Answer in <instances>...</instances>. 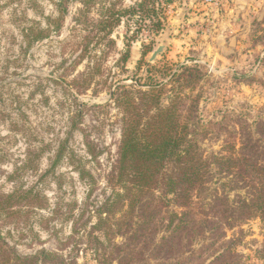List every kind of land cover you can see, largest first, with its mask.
Returning a JSON list of instances; mask_svg holds the SVG:
<instances>
[{"label": "rangeland", "instance_id": "374dc122", "mask_svg": "<svg viewBox=\"0 0 264 264\" xmlns=\"http://www.w3.org/2000/svg\"><path fill=\"white\" fill-rule=\"evenodd\" d=\"M57 1L0 0V193L23 181L50 201L48 209L28 220L20 216L17 224L2 214L0 233L23 254L46 248L64 255L69 264H97L86 235L80 230L72 237V230L89 227L95 207L110 193L106 179L117 158L121 117L109 103L105 82L140 79L148 61L153 75L165 77L170 88L179 65L197 67L194 93L202 120L229 125L212 126V136L205 140L208 151L219 150L226 133L232 135L231 126L264 118V0H158L157 7L163 4L160 27L137 13L113 27L114 43L95 27L90 34L83 30L89 44L83 57L78 56L82 48L72 51L70 44L76 0H70L62 25H47L46 16L59 15ZM137 1L121 0L119 6L129 8ZM29 28L44 35L33 40L26 36ZM159 45L163 52L150 61ZM43 145L49 147L40 171L27 169L12 181L9 175L25 160L28 148ZM61 146L68 156L46 173ZM80 169L88 172L85 179ZM57 204L60 214L52 217ZM241 228L228 229L227 238L240 236L237 249L244 264H264V223L251 219ZM198 263L209 261L185 264Z\"/></svg>", "mask_w": 264, "mask_h": 264}, {"label": "trees", "instance_id": "16d2710c", "mask_svg": "<svg viewBox=\"0 0 264 264\" xmlns=\"http://www.w3.org/2000/svg\"><path fill=\"white\" fill-rule=\"evenodd\" d=\"M76 1L79 7L72 17L74 40L70 44L72 51L82 48L79 57L89 50L88 35H82L83 30L90 34L95 27L114 43L113 27L125 15L140 13V18H150L153 26L162 25L163 4L157 7L158 0H138L129 8L120 7L121 0ZM69 2L57 1L59 15L46 16L47 25H62ZM28 31L26 36L33 40L44 35L33 28ZM128 55L129 50L122 59L125 61ZM179 66L171 74L170 88L165 77L153 75V65L148 61L142 78L103 84L109 89V103L121 117L117 158L106 179L110 193L95 207L91 215L95 221L89 227L74 226L72 230V237L80 230L86 235V247L95 254L97 264H185L201 260H208V264H244L245 258L237 249L241 238L228 239L227 230L240 227L242 231L251 219L264 223V118L254 125L231 126L233 133H226L220 149L208 151L204 144L212 136V126L229 125L202 120L199 97L194 93L199 69ZM162 70L167 72L168 68ZM88 84L81 91L87 90ZM95 91L100 92L99 88ZM12 126L18 128L15 122ZM48 147H29L25 160L15 166L9 178L16 182L27 169L40 171ZM67 156L64 146L59 147L46 173L54 172ZM87 173L79 170L82 179ZM49 207L47 195L39 188L26 187L23 181L0 193V216L5 214L7 222L17 224L20 216L28 220ZM60 209L57 204L51 216L58 217ZM0 264L69 261L58 251L46 248L20 253L0 233Z\"/></svg>", "mask_w": 264, "mask_h": 264}, {"label": "water", "instance_id": "95a60500", "mask_svg": "<svg viewBox=\"0 0 264 264\" xmlns=\"http://www.w3.org/2000/svg\"><path fill=\"white\" fill-rule=\"evenodd\" d=\"M163 50H164V45H159V46L157 47V49H155V50L153 51V53H152V55H151V57H150V61H154V60L157 58V56H158L160 53L163 52Z\"/></svg>", "mask_w": 264, "mask_h": 264}]
</instances>
